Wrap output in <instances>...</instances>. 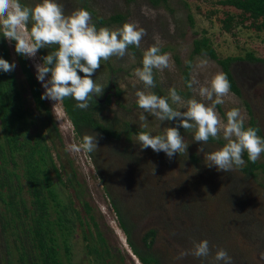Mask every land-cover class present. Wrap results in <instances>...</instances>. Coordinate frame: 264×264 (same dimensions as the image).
<instances>
[{
  "label": "rangeland",
  "instance_id": "1",
  "mask_svg": "<svg viewBox=\"0 0 264 264\" xmlns=\"http://www.w3.org/2000/svg\"><path fill=\"white\" fill-rule=\"evenodd\" d=\"M221 1L224 0H165L153 5L150 0H56L63 5L65 15L85 9L91 19L106 23L101 27L115 31L131 23L146 33L139 47L128 46L124 57L101 60L100 69L91 77L104 90L102 95L91 97L94 103L90 98L89 107L82 110L96 123L110 128L115 136L104 139L97 135V148L91 153L70 150V145L79 147L83 142L74 135L61 102L55 105L56 102L43 99L49 118L43 108L35 107L19 59L10 43H6L10 64L16 65L15 88L27 112L28 138L34 139L40 133L50 157L47 164L38 167L41 171L38 177L47 175L56 200L65 207L64 216L70 222L64 231L58 232L54 227L51 232L61 264H141L127 245L114 207L130 232L132 244L141 253L152 255L159 264H217L214 257L219 249L227 251L232 264H264L261 257L264 253V152L251 170H246L244 163L242 167L221 172L208 167L207 155L227 143L222 131L219 138L210 137L207 143H199L194 140L195 129L179 127L188 147L186 152L171 159L164 152L141 149L137 139V131L156 136L163 135L167 127L179 126L178 119L161 121L140 109L136 102L137 91H151L135 76V69L143 66V53L151 46L159 47L160 54L167 53L170 58L169 68L153 70L155 87L160 97H168L170 106L182 112L187 110L186 102L193 98L211 106L213 101L202 98L199 87L209 86L212 77L222 72L218 60L236 59L229 71L238 94L229 92L215 110L222 124H226V113L238 108L244 125L253 121L258 136L264 139V28L254 29L263 20L221 5ZM41 2L20 0L27 7ZM113 15L122 16L123 22H108ZM32 23L30 20L29 29ZM201 38L207 39L215 59L191 54L193 41ZM57 48L52 45L41 50L48 55ZM248 55L260 61L249 62L245 59ZM24 60L42 95L45 89L36 79L35 65L42 63L38 53ZM188 60V84L192 80L197 82L192 88L185 87L182 79ZM201 61L207 62L204 67H198ZM172 88L181 97V103H172L169 96ZM141 115L147 119L142 121ZM21 129L22 137L26 138L23 125ZM95 134L93 130L82 133L83 137ZM201 147L203 152H199ZM21 155L10 150L0 136V264H42L38 251L28 242L36 211L27 190ZM11 156L15 162L13 167ZM11 172L17 174L20 186L14 196L9 189H17L15 180L9 179L12 187L8 188V180L2 179H7ZM42 196L46 202L42 217L53 226L54 208L43 181ZM8 200L11 206L5 205ZM62 225L65 226L63 221ZM148 230H153L154 235L147 246L148 240L142 238ZM203 240L209 242L207 257L188 255L177 259L181 251L190 250L194 242Z\"/></svg>",
  "mask_w": 264,
  "mask_h": 264
},
{
  "label": "clouds",
  "instance_id": "2",
  "mask_svg": "<svg viewBox=\"0 0 264 264\" xmlns=\"http://www.w3.org/2000/svg\"><path fill=\"white\" fill-rule=\"evenodd\" d=\"M32 21L30 31L27 28ZM0 30L8 41H15V52L27 58H34L38 50L57 45L56 51L42 57V63L36 64V79L41 82L44 93L41 99L62 102L67 97L77 101L76 107L87 109L89 99L100 96L104 86L98 85L91 78L101 67V60L107 61L113 56L124 57L128 46H140L141 39L146 34L143 28L125 23L121 28L112 31L106 27L97 30L91 22V14L85 9L73 11L65 15L63 5L56 0H42L34 7L23 6L20 0H0ZM169 55L160 54L157 46L149 47L143 53L142 68L135 69V76L148 88L155 87L153 70L169 68ZM206 61H201L198 67H204ZM15 63H9L0 58V71L5 73L15 69ZM78 73H83L81 76ZM50 74V78L46 77ZM195 80L189 82L192 88ZM230 82L223 72L216 73L209 86H201L199 95L209 101L211 106L198 102L195 98L186 102V111L176 110L170 106L168 97H160L154 93L137 91V104L140 109L151 113L161 121L179 120L178 127H167L163 135L153 136L146 132L137 133L141 149L151 148L154 152H164L168 158L180 152H186L188 145L184 144L178 128L195 129L194 140L207 143L209 138H219L221 131L227 143L220 149L207 155L208 167L218 171L229 172L235 166L242 167L245 163L242 156L246 151L248 160L255 163L264 152V139L257 135V129H245L244 120L238 108L226 113L227 123L222 124L215 108L222 104L223 97L230 92ZM172 103H181V97L175 88L169 90ZM215 97V100H213ZM67 119V118H66ZM140 119L147 117L141 115ZM68 120V119H67ZM146 127V125H145ZM97 135H85L79 147L69 146L71 151L81 149L91 153L97 148ZM201 147L199 152H203ZM206 191V189H204ZM210 254L209 242L203 240L194 242L190 250L181 251L177 259L188 255L196 258L207 257ZM264 258V253H261ZM214 260L219 264H232V258L226 250H217Z\"/></svg>",
  "mask_w": 264,
  "mask_h": 264
},
{
  "label": "trees",
  "instance_id": "3",
  "mask_svg": "<svg viewBox=\"0 0 264 264\" xmlns=\"http://www.w3.org/2000/svg\"><path fill=\"white\" fill-rule=\"evenodd\" d=\"M150 2L153 5H155L158 2H165V0H150ZM220 4L231 6L237 10L242 11L243 13H248L254 19L257 17H261L263 20V24L260 27L255 26L254 29L259 30L260 28H264V0H224L221 1ZM91 22L96 26V28H100L101 26L106 25V23H104L98 18L91 19ZM108 22L121 24L123 22V17L120 15H113L109 18ZM6 40L7 39L3 37L2 30H0V58L5 59L10 63L8 59L7 45H6V43L9 42L12 52L19 59L21 71L27 81L30 95L35 104V107L37 109L43 108L46 118H49V112L43 105V99H41L42 96L41 91L33 77V74L29 66L25 62L24 57L15 52V41H8V40L6 41ZM38 53L41 58L46 56L43 54L41 49L38 50ZM191 54L207 55L211 59H215L214 52L212 48L208 45V41L205 38H201L200 40L193 41ZM245 59L248 60L249 62L260 61L259 59H256L251 55L246 56ZM234 60L236 59L225 58L222 60H218L217 63L221 67V71L227 75V78L231 85L230 92L237 95L238 90L235 86V83L229 71V66L231 62ZM189 62L190 61L188 60L182 74V79L185 87L188 86L187 71L189 67ZM150 93H154L160 96L157 90V86L151 88ZM74 101H75L74 99H70L69 97H67L61 102V104L67 119L70 121L74 135H76L81 142H83L82 133L86 130H93L98 135L102 136L104 139L107 138L113 139L115 137L113 132L110 130V128L96 123L90 117V114L76 107L77 103ZM91 101L93 102L92 98ZM26 117H27V112L21 106L20 95L18 90L15 88L14 72L11 71L5 73L3 71H0V136L3 138L4 143L7 145V147L10 148V150L18 151L22 153L21 161L25 168L24 174H25V179L27 181V190L28 193L33 198L32 203L36 211L35 212L36 217H32L33 219V226H31L32 235L30 237L31 239L28 242H30V244L33 245L35 249L38 251V255L40 257L42 264H61L57 258V254H56L57 246L54 244V239L51 232L54 229H56L58 232L61 229L64 231V228H67L66 225H68L70 222L64 216L65 207L63 206L62 203L56 200V194L54 193L53 188L51 187L47 175L44 174L42 178L38 177L37 173L41 172L39 171L38 167L40 166V164L42 165V167L43 165L47 164V162H49L50 160V157L43 143V137L40 133L35 134L34 139L28 138L29 135H27L28 125L26 123ZM18 125H20V127H18ZM21 125H23V127L25 128L23 133L24 135H26L25 136L26 138L22 137L21 131H23V129H21ZM244 127L245 129L248 127H252L258 130L256 125L253 123V121H251L246 126L244 125ZM51 128L52 130H54V132H56V128L52 124H51ZM139 132L141 131H137V133ZM257 135H258V131H257ZM24 147H26L27 149L24 150ZM243 159L246 164L245 165L246 170H251L255 167V163H252L251 161L248 160V154L246 151L243 153ZM10 163L12 167L15 165L14 158L12 156L10 157ZM10 178H13L16 182L17 189L15 188L14 190L9 189V191H12L13 194L12 196H14L16 192L20 191V186H18V176L16 173L11 172L8 174L7 179L6 178H2V179L8 180L9 182ZM42 181L45 184L47 190V196L52 202V207L54 208L53 226H50L49 222L42 217L43 213H45L46 210L45 198L42 196ZM10 187L12 186L9 182L8 188ZM9 196L10 195H7L6 197ZM5 205L11 206V201L10 200L6 201ZM84 206H85V210H88L87 205L85 203ZM114 210L118 216V225L125 235L126 242L131 253L138 259V261L141 264H159L158 261L155 258H153L152 255L141 253L132 244V242L129 239L130 232L127 231L126 226L123 220L121 219L120 214L118 213L116 207H114ZM25 212L26 211L24 210V213ZM62 215L64 217H62ZM62 221L65 226L62 225ZM62 226L63 228H60ZM153 235H154V231L148 230L143 236L142 240L144 241L148 240L147 241L148 244H146L147 246L152 242ZM63 247H65L64 252L67 253L68 250L66 246Z\"/></svg>",
  "mask_w": 264,
  "mask_h": 264
},
{
  "label": "flooded vegetation",
  "instance_id": "4",
  "mask_svg": "<svg viewBox=\"0 0 264 264\" xmlns=\"http://www.w3.org/2000/svg\"><path fill=\"white\" fill-rule=\"evenodd\" d=\"M24 6H25V5H24ZM28 30H29V28H28ZM37 53H38V52H37ZM38 58H39V60L42 62V59H41L39 53H38ZM133 260H134V259H133Z\"/></svg>",
  "mask_w": 264,
  "mask_h": 264
}]
</instances>
